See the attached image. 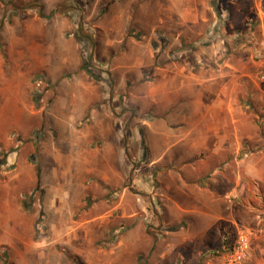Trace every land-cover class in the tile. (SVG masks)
I'll list each match as a JSON object with an SVG mask.
<instances>
[{"label": "rangeland", "instance_id": "374dc122", "mask_svg": "<svg viewBox=\"0 0 264 264\" xmlns=\"http://www.w3.org/2000/svg\"><path fill=\"white\" fill-rule=\"evenodd\" d=\"M179 60L228 76L263 157L264 0H0V264H226L157 225L173 165L143 122L166 98L156 67ZM244 178L233 200L262 219L233 232L264 264V184Z\"/></svg>", "mask_w": 264, "mask_h": 264}, {"label": "crops", "instance_id": "0c3cea01", "mask_svg": "<svg viewBox=\"0 0 264 264\" xmlns=\"http://www.w3.org/2000/svg\"><path fill=\"white\" fill-rule=\"evenodd\" d=\"M201 64L192 60L159 64L157 91L166 98L156 112L148 111L150 120L143 122L148 150L155 155L153 164H167L168 158L173 165L159 173L164 186L157 207L166 215L157 225L162 232L183 236V245H196L197 254L219 248L221 225L240 228L245 214L262 219L258 209H247L233 199L251 195L245 175L259 186L264 184V172L258 167L264 156L244 148L249 142L256 146L260 139L246 135L237 119L245 111L238 107L239 99L226 92L228 76H218L212 67L205 71ZM234 161L239 165L234 172L217 166ZM173 226L179 229L171 232ZM244 232L251 240L250 229Z\"/></svg>", "mask_w": 264, "mask_h": 264}, {"label": "built area", "instance_id": "2783aa9c", "mask_svg": "<svg viewBox=\"0 0 264 264\" xmlns=\"http://www.w3.org/2000/svg\"><path fill=\"white\" fill-rule=\"evenodd\" d=\"M260 80L264 82V64L260 73ZM251 240L247 233L241 231L235 237L233 249L223 254L226 264H244L250 253Z\"/></svg>", "mask_w": 264, "mask_h": 264}, {"label": "trees", "instance_id": "16d2710c", "mask_svg": "<svg viewBox=\"0 0 264 264\" xmlns=\"http://www.w3.org/2000/svg\"><path fill=\"white\" fill-rule=\"evenodd\" d=\"M178 229L179 228L177 227L175 230ZM220 229L222 233V240L218 250L221 254H225L233 249L236 235L230 226L221 225Z\"/></svg>", "mask_w": 264, "mask_h": 264}]
</instances>
